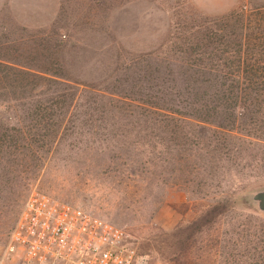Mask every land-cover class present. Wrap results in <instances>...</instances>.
<instances>
[{
    "label": "rangeland",
    "instance_id": "1",
    "mask_svg": "<svg viewBox=\"0 0 264 264\" xmlns=\"http://www.w3.org/2000/svg\"><path fill=\"white\" fill-rule=\"evenodd\" d=\"M201 1L0 0V59L37 73L0 75V119L8 126L0 122L8 135L0 143V264L36 190L122 227L142 264H264V213L246 196L264 184V137L257 135L264 134V96L256 123L238 119L230 136L215 125L229 114L214 76L239 64L240 28L264 33V0L223 11ZM192 20L201 25L190 27ZM219 21L236 32L222 59L212 46L201 59L172 53L171 44L188 47L192 33L222 32ZM43 71L93 93L45 109L67 85ZM10 83L20 87L11 91ZM139 100L159 108L142 112ZM50 110L60 125L44 134L40 118Z\"/></svg>",
    "mask_w": 264,
    "mask_h": 264
},
{
    "label": "built area",
    "instance_id": "2",
    "mask_svg": "<svg viewBox=\"0 0 264 264\" xmlns=\"http://www.w3.org/2000/svg\"><path fill=\"white\" fill-rule=\"evenodd\" d=\"M126 238L102 216L36 190L23 203L3 264H142Z\"/></svg>",
    "mask_w": 264,
    "mask_h": 264
},
{
    "label": "trees",
    "instance_id": "3",
    "mask_svg": "<svg viewBox=\"0 0 264 264\" xmlns=\"http://www.w3.org/2000/svg\"><path fill=\"white\" fill-rule=\"evenodd\" d=\"M224 19V18H222ZM250 20V17L247 18ZM252 20L249 22L252 24ZM198 22L192 20L190 23V27L196 28L200 26ZM242 26V24H241ZM258 29L260 25L256 26ZM218 28L220 29V33L211 30V29H204L201 33H192L190 38L186 42H188V47H175L178 46L177 43L171 44L172 53L176 56H180L177 53L181 51L185 58L189 56L191 59H201L202 57H208L209 54H204L207 51L209 46L211 50L216 51L214 55L219 59H222L223 52L228 51V41H232L233 34L235 35V31L228 30L227 24L225 22L219 21ZM202 30V29H201ZM239 39H235V53L234 61L238 62L237 65H224L218 69H216L214 76L217 75L219 78V85L222 86V91L218 96V101L220 102L221 111H228V116L223 117L222 119L226 122L218 121L215 123L216 127H218L220 131L230 135H236V128L235 125L239 119L242 123H251L252 121L256 123L258 118L255 117V114L259 111V104L263 101L264 96V65H253L249 64L250 61H264V33L259 32H249L248 26L243 31L240 28L239 31ZM203 46V47H200ZM173 47V48H172ZM206 47L207 49H204ZM202 48V49H200ZM251 49H254L251 51ZM203 51V53H202ZM202 53V54H201ZM197 56V58H196ZM229 62H233V59L228 60ZM243 63V64H240ZM28 69V68H27ZM18 64V62L14 60H10V58H1L0 59V75L4 77H11V75H31L32 73L37 74L36 72H32L27 70ZM44 79L52 80L53 82L66 84L67 86L61 90H59L54 97V100L49 103L45 109H61L63 107V103H67L71 101L74 97L83 96L87 92L93 93L92 87L88 84H85L80 81H74V83H65V80H58L61 76L58 75L56 72L51 71H43ZM52 76V77H51ZM14 79V78H13ZM18 79V78H17ZM57 80V81H55ZM210 78H207L206 81H209ZM22 85L23 83L20 81L19 83ZM11 86V91L16 90L20 86L18 84L10 83L8 84ZM24 85V84H23ZM34 85V84H33ZM33 85L30 87L33 88ZM4 87V85H0V88ZM95 93V92H94ZM66 98V99H65ZM138 104H140V108L143 110L142 112L146 113H156L159 106L153 101H142L139 100ZM141 112V111H140ZM56 116V119L54 117ZM59 113L54 110L47 111L46 117L40 118V121L43 123L41 126L45 127L46 131L44 134H47V131H50L52 134L57 131L58 126L60 125V120L58 117ZM58 117V118H57ZM188 117V116H187ZM192 118V117H190ZM1 124L4 127H8L1 121ZM239 123V122H238ZM239 125H242L239 123ZM37 124H32L29 129L34 128ZM243 127V126H242ZM17 129V127H15ZM18 130V129H17ZM264 137V134H257ZM7 134H0V143L5 142ZM39 139V138H37ZM35 139V141H37ZM15 139L11 138L8 140V144H13ZM18 143V142H16ZM45 144V143H43ZM225 145V142H221V146Z\"/></svg>",
    "mask_w": 264,
    "mask_h": 264
},
{
    "label": "water",
    "instance_id": "4",
    "mask_svg": "<svg viewBox=\"0 0 264 264\" xmlns=\"http://www.w3.org/2000/svg\"><path fill=\"white\" fill-rule=\"evenodd\" d=\"M246 196L251 204L264 213V184L250 189Z\"/></svg>",
    "mask_w": 264,
    "mask_h": 264
},
{
    "label": "crops",
    "instance_id": "5",
    "mask_svg": "<svg viewBox=\"0 0 264 264\" xmlns=\"http://www.w3.org/2000/svg\"><path fill=\"white\" fill-rule=\"evenodd\" d=\"M240 4V0H202L200 2V5L208 8V7H218V11H223V9L220 8H229ZM217 9H214L215 12ZM208 11H211L207 9Z\"/></svg>",
    "mask_w": 264,
    "mask_h": 264
}]
</instances>
